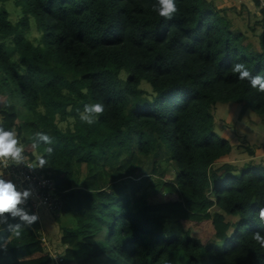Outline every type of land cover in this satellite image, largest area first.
Returning a JSON list of instances; mask_svg holds the SVG:
<instances>
[{"label":"trees","instance_id":"trees-1","mask_svg":"<svg viewBox=\"0 0 264 264\" xmlns=\"http://www.w3.org/2000/svg\"><path fill=\"white\" fill-rule=\"evenodd\" d=\"M5 1L0 120L30 159L46 158L39 169L54 179L61 213L75 214L74 226L60 228L59 264H264L253 235H264V163L223 161L233 146L215 121L216 108L227 104L236 106L234 120L247 110L264 120V92L233 71L243 65L250 77L264 76L261 1L176 0L168 19L156 0H13L16 22ZM231 12L258 19L256 45ZM30 16L42 45L25 36ZM97 103L103 112L85 110ZM40 133L52 144L38 141ZM74 163L88 167L80 186ZM159 163L174 173L160 182L159 199L131 203L116 183L124 169L139 177ZM0 178L9 181L1 168ZM18 223L19 216L0 219V264H52L35 224L17 237Z\"/></svg>","mask_w":264,"mask_h":264},{"label":"rangeland","instance_id":"rangeland-1","mask_svg":"<svg viewBox=\"0 0 264 264\" xmlns=\"http://www.w3.org/2000/svg\"><path fill=\"white\" fill-rule=\"evenodd\" d=\"M213 1L217 4H221L222 2L220 0H213ZM225 3L222 2V4ZM3 4L7 8V11L9 13V19L12 22H16L21 16L20 8L15 5V2L13 0H7ZM226 6L228 7V5ZM230 16L233 17V22L235 27L242 30V32H245L248 35H250L251 40H253V42L256 45L258 42V35L262 30L259 27L257 31L253 32L252 26L257 27L256 21H258V19L257 18L247 19L246 16L245 17H241L242 15L236 16V14L235 13L232 14V12L230 13ZM25 36L29 40H31L34 44H40V45L43 44V34L41 31H39L36 28L35 19L33 16L29 17V28L26 31ZM2 77H3V72L0 68V80H2ZM120 77L122 79H125L127 77V74L124 71H122L120 73ZM140 87L147 92L148 98L152 99V97L154 96V91L151 84L148 83L147 81H142ZM3 89L4 87L0 84V90ZM17 102L19 109L22 112H27L23 101L17 99ZM235 108H236L235 105L227 104V105H222L221 107L219 106L215 110L216 130L222 136L228 138L233 146L231 153L229 154L228 157L224 158L223 161H229L230 163L238 164V165L248 163L254 158L264 161V120L255 116L253 112L250 110H247L245 113L243 112L241 116L236 117L234 120L233 113ZM247 146L253 149L254 151L253 156H251L249 152L245 149V147ZM73 169H74L73 183L76 186H80L87 175L86 171L88 170V167L86 165L74 163ZM143 169H144L143 175L139 177H135V176H131L128 173L130 170V167L128 166L123 171V172H127L125 176L119 178L116 182L119 186H122L124 192L129 195V199L131 203H134L135 201L142 202L143 200L146 201L152 200L154 202L157 201L163 191L160 182L170 180L174 177L173 168L172 167L167 168V165L165 163H159L157 165L156 171L150 170L147 173H145L146 167H144ZM166 169L168 170L166 171ZM163 170L164 172L162 174ZM20 206L24 208L23 210L24 212L28 214H32L31 210H28L26 208V205L20 204ZM210 211L212 213H215V212H220V209L218 207H212ZM72 213H66L63 215L61 214L58 216L56 215V213H52L54 220L52 222L46 220L42 224V227H45L46 229L45 234H43L44 232L42 227H32L34 228L37 237L44 236L47 242H49L50 244L53 243L54 250H56L58 255L63 251V248H60L59 243H57L59 233L58 232L51 233V230L53 228L51 227L48 228V226H46V223H49L51 226L53 223L56 226L54 227V229L58 228L57 227L58 224L61 225L62 227H68V226L72 227L75 224V216H74L75 214ZM45 216L46 215L41 214L40 220H42L43 217ZM225 218L227 221L231 223L236 220V218L228 217V216H226ZM19 223L18 226L21 227H17L14 233H16L17 231L20 232V230L22 231L25 228L24 225H28L25 221H23L20 218H19ZM233 230L234 228H231L229 230L228 232L229 236L231 235ZM5 239H6L5 232L3 230H0V243ZM46 249L49 251V245L46 246Z\"/></svg>","mask_w":264,"mask_h":264},{"label":"clouds","instance_id":"clouds-1","mask_svg":"<svg viewBox=\"0 0 264 264\" xmlns=\"http://www.w3.org/2000/svg\"><path fill=\"white\" fill-rule=\"evenodd\" d=\"M155 8H156L158 15L163 16V17L168 18V19H171L173 14H175L177 12L176 0H156ZM233 71L239 74L238 78L240 80H249L250 79L251 86L253 88H258L260 91L264 92V76L256 75L255 77H250L249 70L244 68L243 65L234 66ZM85 110L88 112H94L96 114H99V113L103 112L104 108H103L102 104L97 103V104H93L90 106L85 105ZM0 122H1V120H0ZM89 123H91V121H89ZM1 124H2V122H1ZM38 141L44 142L45 144H49V145L52 144V138H50L48 135L43 134V133L38 134ZM22 151H23V148H22V146L19 145V141L16 139V133L11 131V130H5L3 128V126L0 127V158L11 157L17 161H20V160H22ZM47 152L49 154H51L52 148L49 147L47 149ZM31 160L35 161L36 167H38V169H39V167L43 168L47 164V160L43 156L39 157L37 162L35 159H31ZM39 171L42 172L40 169H39ZM46 176H48V175H46ZM56 190H57V188H56ZM30 194H31V192L29 189H24L23 192L18 191L16 185L10 181V176H9V181H6V180L0 178V219L7 221L9 216H11V217L20 216L21 219L23 221H25L29 226L34 224L35 222H37V223H35V225L37 227H42L43 222H45V220H44L45 218L42 219L41 221H37L39 219L37 214L33 213L32 211H31L32 214H28V213L24 212L22 209L18 208V205L20 206V204L22 202H26V200ZM5 213H7L9 215L6 216ZM41 214H44L48 217L46 220H52V221L54 220L51 213L41 212ZM41 214H40V216H41ZM61 214L62 213L60 210V213L57 214V216L61 215ZM258 220H259L260 225H264V207L259 208ZM42 228H43V232H44L43 234H45L46 229H45V227H42ZM58 233H60V232H58ZM15 235L17 237H20L21 234H20V232L17 231L15 233ZM253 235H254V240L259 244V246L261 248H264V235H262L260 232L254 233ZM41 237L42 236H39L38 238L41 240ZM51 245H52L51 247L54 248L53 243ZM44 247L46 249L45 245H44ZM50 251H51V248H49L48 252L50 253ZM50 256H51V254H50ZM59 256L62 258V252L59 253ZM51 258H52V256H51ZM51 263L55 264L53 261V258H52ZM59 263H60V261H59Z\"/></svg>","mask_w":264,"mask_h":264},{"label":"built area","instance_id":"built-area-1","mask_svg":"<svg viewBox=\"0 0 264 264\" xmlns=\"http://www.w3.org/2000/svg\"><path fill=\"white\" fill-rule=\"evenodd\" d=\"M260 1L261 6H264V0ZM0 127H2L1 122ZM0 168L3 173L10 176V181L16 185L18 191L30 190L31 194L26 202L21 204L26 205L28 210L38 215L39 219L37 221H41V212L56 213V215L60 213L61 204L54 180L40 172L35 161L31 160L23 151L22 160L20 161L11 157L0 158ZM41 240L45 246L49 245L53 261L58 264L62 258L44 236L41 237Z\"/></svg>","mask_w":264,"mask_h":264},{"label":"crops","instance_id":"crops-1","mask_svg":"<svg viewBox=\"0 0 264 264\" xmlns=\"http://www.w3.org/2000/svg\"><path fill=\"white\" fill-rule=\"evenodd\" d=\"M220 1H222V2H226L225 4H222V2H221V4H217V3H215L218 7H223V6H225V7H227L226 5H228V6H231V5H238V7H240L241 5H243V4H246V3H248V0H220ZM228 3V4H227ZM241 17H245V15H242ZM247 18V17H246ZM247 19H249V18H247ZM261 29V28H260ZM252 149V148H251ZM253 150V149H252ZM253 154H254V151H253ZM253 154L251 155V156H253ZM252 158H254V157H252ZM252 162H254V163H264V161H261V160H258V159H253V160H251ZM18 208H20V209H22V210H24V208L23 207H21V206H19L18 205ZM63 215V214H62ZM19 218L21 219V217L19 216ZM45 218V221H46V219L48 218L47 216H45V217H43V219ZM50 222H52V220H49ZM66 222V221H65ZM55 223H57V222H55ZM19 225H20V223H19ZM36 226V225H35ZM46 226H48V228L49 227H51V228H53L52 230H51V233H54V232H60V228L62 227L61 225H59L58 224V228L57 229H54V227H56L53 223H52V226L49 224V223H46ZM37 227V226H36Z\"/></svg>","mask_w":264,"mask_h":264}]
</instances>
